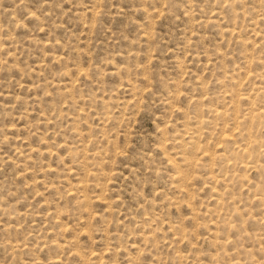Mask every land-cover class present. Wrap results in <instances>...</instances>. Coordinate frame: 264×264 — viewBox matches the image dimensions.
Instances as JSON below:
<instances>
[{"label":"rangeland","instance_id":"rangeland-1","mask_svg":"<svg viewBox=\"0 0 264 264\" xmlns=\"http://www.w3.org/2000/svg\"><path fill=\"white\" fill-rule=\"evenodd\" d=\"M0 264H264V0H0Z\"/></svg>","mask_w":264,"mask_h":264}]
</instances>
